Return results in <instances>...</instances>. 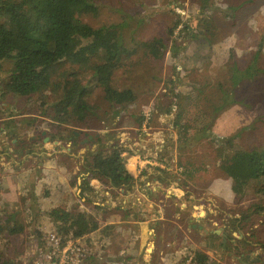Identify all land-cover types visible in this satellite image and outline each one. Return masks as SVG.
I'll use <instances>...</instances> for the list:
<instances>
[{"label": "rangeland", "instance_id": "374dc122", "mask_svg": "<svg viewBox=\"0 0 264 264\" xmlns=\"http://www.w3.org/2000/svg\"><path fill=\"white\" fill-rule=\"evenodd\" d=\"M80 19L93 27L119 26L130 55L123 56L120 66L114 70L112 86L117 89L131 88L135 100L116 115V110L103 99L102 90L94 86L90 73L80 72L77 81L91 88L87 101L96 105L95 118L84 124L57 123L51 119L49 107L56 99L53 93L32 96L8 93L2 97L4 104L0 103V112L5 116L12 115V118L0 122V128L7 127V122H10L15 131H35L37 135L47 131L62 138L59 145H66V138H70L73 131H87L92 135L97 132L106 141V146L115 140L122 142L131 153L124 152L122 156L126 168L135 174V187L125 189L122 186L114 191L89 171L80 169V161L88 170L90 168L79 157L100 147L96 136L88 148L79 145V140L72 141L71 155L58 153L57 146L52 148V155H57L50 157L46 164L37 158L38 163H35L32 156L27 158L25 167L33 163V166L38 165L37 171L27 179L32 180L31 188L27 187L21 193L17 191L21 196L17 195L14 199L15 208L9 209L17 212L16 215L12 212L13 215H0L5 230L14 222L24 226L21 234L0 236V255L5 264H19L35 238L55 230L45 214L52 207L85 211L98 219L102 228L96 231L95 236L88 233L81 236V240L90 253H94L90 264H107L110 260L107 255L111 252L109 249L108 254L105 251L110 244L105 242L106 232L112 233V240H118L121 228L117 231L116 226L121 224H105L103 219H114V212L122 217V210L117 204H127L126 201L123 204L122 200L128 196L130 218H139V208L145 205L147 209L157 210L156 215L152 210L147 211V219L153 216L156 219L171 217L170 220L177 224L178 236L174 239L179 244L177 250L181 253V261L191 252L185 244L192 241L194 248L210 251L212 258L208 264H264V184L251 181L243 193L235 194L231 178L219 167L215 143L217 138L232 137L234 144L244 149L264 145V0H96V10L81 14ZM187 24L198 25L199 37L206 38L209 44L203 43L204 40H199L197 44L195 40L185 38ZM158 38L163 39L167 47L162 56L155 58L149 54L146 43ZM234 66L260 70L253 77L241 80L234 88L237 103L225 104L224 93L232 89L230 70ZM2 67V76L5 77L10 63L4 62ZM59 68L64 73L71 69L66 65ZM212 108L218 110L217 115L210 118ZM146 113L149 119H146ZM209 118L211 121L205 135L201 128ZM187 136L193 138L186 147H182ZM6 140L10 138L0 136V164L8 161L9 152L3 146ZM27 149L30 155L36 148L32 145ZM137 155L148 158L149 162L139 168L138 162L133 159L134 167L130 170L128 160ZM23 157L26 158L25 155ZM12 159L16 163L19 161L17 167L24 166L25 161L21 158L18 160L13 156ZM187 162L192 164L188 179L181 175L182 165ZM22 168L13 169L12 181L16 182V186L26 178L25 173H31L28 169L22 173ZM80 171L88 174L94 182L93 188L97 191L103 188L109 193L97 198V193L87 191V196H83L81 191L78 192L79 185L76 183ZM71 175H76L73 184L70 183L73 179ZM152 178H156V192L158 187L160 192L143 199V180L151 181ZM29 191L35 195L34 198ZM169 194L177 196L176 201L165 197ZM180 204L183 206L180 207ZM165 223V229H171V222L166 220ZM187 224L193 227L202 225L207 232L195 227L191 233L186 230ZM145 225L150 226V222ZM220 227L227 231L224 249L219 247L220 235H215ZM183 231L189 233L187 237ZM135 232L140 231H134V237ZM229 239L236 240L239 245L244 243L246 249H251L250 252L243 246L237 252ZM119 242L118 246L114 245L115 249L123 247V241ZM195 254L188 258L193 259ZM191 261L188 264H197ZM174 264L180 262L175 261ZM182 264H186V260Z\"/></svg>", "mask_w": 264, "mask_h": 264}, {"label": "trees", "instance_id": "16d2710c", "mask_svg": "<svg viewBox=\"0 0 264 264\" xmlns=\"http://www.w3.org/2000/svg\"><path fill=\"white\" fill-rule=\"evenodd\" d=\"M95 10L96 0H0V99L8 93L18 96L53 93L56 99L49 104L51 119L57 123L84 124L97 115L96 105L87 101L90 86L77 81L78 73L88 72L95 82L94 86L102 90L103 99L116 110V115L132 103L135 94L131 88L117 89L112 86L114 70L120 66L123 56L130 55V51L124 45L118 25L93 27L80 19L81 14ZM197 28L196 24L185 25L188 32L185 38L195 40L197 44L199 40H204L203 43L208 45L206 38L199 37ZM146 47L150 55L159 58L167 45L163 39L158 38L148 41ZM4 62L10 63L5 77L2 76ZM65 65L71 68L68 73L60 71L59 67ZM259 70L256 67L253 70L232 67V89L224 93L225 104L237 103L234 99V88L241 80L253 77ZM43 104L46 105L45 102ZM217 110H210V118L217 115ZM210 121L211 119L201 128L205 135ZM13 129L11 127L12 136L16 134ZM21 136L24 137L25 133ZM52 136L62 139L59 135ZM76 138L73 131L71 139ZM95 138L100 147L87 151L82 157L90 167L87 172L111 190L131 186L135 177L126 168V161L122 156L124 152H129L126 144L115 140L106 146L101 134ZM192 138L193 136L185 137L182 147H186ZM215 143L219 167L231 178L235 194L243 193L251 181H261L264 184V145L244 149L236 146L232 137L217 138ZM22 150L24 153H21ZM18 153L22 154L19 158L26 155L24 144ZM191 165L189 162L182 165L181 175L187 179L191 177ZM133 167L134 163L130 161L128 168L132 170ZM75 177L76 175L71 177V184L75 183ZM85 185L83 188L82 184L79 186L83 196H87L89 190L96 193V189L89 182H85ZM29 195L33 198L35 196L31 191ZM12 213L16 215L17 212ZM45 214L52 221L55 231L64 237H81L97 230L100 225L96 217L76 209L53 207L47 209ZM126 215L123 212L122 218ZM23 229L22 223L14 222L5 230L0 222V236L21 234ZM244 245L237 244L236 249L239 250ZM243 249H249L247 252L251 250L245 247ZM193 260L197 264H207V258L201 253H196ZM0 264H5L2 255Z\"/></svg>", "mask_w": 264, "mask_h": 264}, {"label": "crops", "instance_id": "0c3cea01", "mask_svg": "<svg viewBox=\"0 0 264 264\" xmlns=\"http://www.w3.org/2000/svg\"><path fill=\"white\" fill-rule=\"evenodd\" d=\"M6 101V100H5ZM0 103L4 104V100L2 101V98L0 99ZM10 112V111H9ZM10 114V113H9ZM12 115H8L5 116V113L0 112V122H4L6 120L11 119ZM24 116V115H23ZM3 124V123H2ZM1 124V126H2ZM7 127H1L0 128V136L3 137L5 139L8 137H12L10 138V140H6L4 148H6V150L9 152L7 157H8V161L1 163L0 164V215L1 214H5L8 213L10 214L12 211L9 210L10 208H15L16 206V201L14 200L17 195L20 197L21 195L17 193V191H19L21 193L24 192L25 189L30 188L29 186L32 185L31 181L32 180H27L29 179V176H31V174H33V172L37 171L36 167H38V165H34L31 164L27 167H25V164H27L26 160L27 158H30L32 156L33 160L35 163L36 162V158L38 159V161H45V164L47 163L48 159H50V157L55 156L57 154L52 155V148L56 147L58 148V153H61L62 155H71L70 151H71V147L69 145V142H65L64 144L66 145H59V142H48V143H41V145H39V140H36L34 138V133L32 135V131H14L16 132V134L14 136H12V132L11 131V127L12 124L10 122H7ZM20 132V133H19ZM19 133V135L21 136L22 134L25 133L24 137H18L17 134ZM50 134V133H49ZM86 135H92L91 133H86ZM98 133H95V136L98 137ZM29 138H32V140H30V144L35 145V143H37L35 150H40L38 151H31L30 155H27V153H29V150H25V159L24 157L21 158V161H25L24 166H19L21 169V172L24 173L23 171L27 170L30 173V175H28L29 173H25L26 174V178H24L23 180H20V184L17 186L15 185L16 182L12 181L13 180V169H17V163L19 164V161L16 163L12 158L17 157L19 160V155H18V150L21 147V145H23L24 141L28 140ZM10 141V143H9ZM20 146V147H19ZM25 146V145H24ZM40 146V147H39ZM13 153V156H9L10 154ZM78 156H80V154H78ZM83 155H81L79 158H82ZM138 157V158H137ZM135 160V162H138V166L139 168H143V166H145V164L147 162H149L148 158L142 157L140 158L139 155L137 156H131V158H129V162L131 160ZM83 161H80L81 165H80V169H84L87 171V167L83 166L84 163H82ZM128 162V163H129ZM128 163H127V167H128ZM44 164V163H43ZM22 165V164H21ZM143 165V166H142ZM31 166H33L34 170L31 168ZM46 166V165H45ZM133 173V172H131ZM13 175V176H12ZM135 177V174H133ZM79 178L77 179V184L81 187L82 184V188L85 185V182H89L92 186H94V182L91 180V178L88 177V174L85 171H80L79 172ZM144 178V177H140ZM147 179V178H146ZM138 183L141 182V180H137ZM145 182L143 185V192L141 193L143 197V199H148L153 197V195H155L156 192V183L157 180L156 178H152L151 181L148 180H143ZM99 183V181H97ZM134 182H136V180H134ZM35 183V182H34ZM28 187V188H27ZM79 187L78 192L81 191V188ZM132 188L135 187V184L132 183L131 185ZM92 191V190H89ZM97 193V195L95 197L99 198L102 197L104 194H108V191H105L103 188L100 190H96L95 191ZM160 192V187L157 188V192ZM178 194H180L178 192ZM165 197H168L169 199L175 200V198L177 199L178 197L169 194L168 196L165 195ZM19 199V198H18ZM142 199V200H143ZM127 202V204L125 205H121L120 203H118L117 205L119 206V208L122 210V213L125 212L127 215L125 216V218H122L121 216H118L116 212H114L115 214L112 216H115V218L113 219H109L107 220L106 218H104V222L105 224H121L119 225V227L116 226L117 231L119 228H121V234L118 235L119 239H111L112 238V233L108 234L106 232V240L105 242H109L110 244L106 246V250L107 251L109 249V251L111 252V255L108 254L107 251V256H110V260L107 264H132V263H128L129 261H134V264H174L175 261L180 262V264L183 263V260H186V264H188V262H190V260L193 261L192 257H189L192 254L195 253H201L203 255H205V257L207 258V264L209 261H211V256H210V251L207 250V248L204 249H199V248H194L193 246H191V243L189 241H187V243L185 244V246L188 248L189 252L191 250V252L189 253V255H187V258H184L181 261V253L179 250H177V246L179 245L177 243V240L174 239L177 238L178 235H176V233H178V229H177V224H174V222H172L170 220L171 217L166 218L163 216L157 217L158 219H156V216H153L152 218L147 219V211L152 210L151 209H147L144 205V208L142 206H140L139 210H141V213L139 214V218H130L129 215V210H128V204L130 202V197H126V200H122V203L124 204V202ZM149 201V200H148ZM176 201V200H175ZM106 202H108V200H106ZM140 203H144L143 201H141ZM96 205L98 203H95ZM108 204V203H107ZM106 204V205H107ZM158 208L159 206L156 205ZM183 204H180V207H182ZM110 205L106 206V209L108 211ZM53 208V207H52ZM99 209V207H97ZM104 210V209H103ZM153 211V215H156L157 210H152ZM181 211V210H179ZM141 216V218H140ZM102 219V218H101ZM166 220L171 222V229L166 230L165 226L167 225ZM150 222V226H146V223ZM173 223V225H172ZM191 224H187V228L186 230L191 232L195 230V227H197L199 230H204V232H207L206 229H204V227L202 225H195L193 227V225ZM142 227V230H139V228ZM102 228V225H99V228L97 230H100ZM91 232L90 234L92 236H95L96 231ZM110 231V229H108ZM113 229H111L112 231ZM140 231L138 233H136V236L134 237L133 233L134 231ZM175 231V232H174ZM192 233V232H191ZM102 234V233H101ZM174 234V235H172ZM183 234L187 237L188 236V232L183 231ZM215 235H219L218 233H215ZM227 235V234H226ZM226 235H221L220 234V245L219 247L224 249L226 247ZM114 237V236H113ZM123 241L122 243V248H118L115 249L116 247L114 245H117L120 243L119 241ZM131 240V241H130ZM107 242V243H108ZM137 243L138 245L136 246V251L133 249L135 248V244ZM189 244V245H187ZM184 246V247H185ZM229 247V246H228ZM210 256V257H209ZM238 258V257H236ZM94 259V253H90L89 257L87 258V260L85 261L84 264H90L92 262V260ZM263 259V258H262ZM253 259H250V261H252ZM258 258L255 259V261L258 262ZM191 261V262H192ZM239 261V260H238ZM260 262H262L260 260ZM237 264V262H234ZM239 263H243V262H239ZM245 263V262H244Z\"/></svg>", "mask_w": 264, "mask_h": 264}, {"label": "built area", "instance_id": "2783aa9c", "mask_svg": "<svg viewBox=\"0 0 264 264\" xmlns=\"http://www.w3.org/2000/svg\"><path fill=\"white\" fill-rule=\"evenodd\" d=\"M145 116L149 119L148 113ZM81 239L64 237L55 230L46 231L32 241L19 264H84L90 251Z\"/></svg>", "mask_w": 264, "mask_h": 264}, {"label": "flooded vegetation", "instance_id": "af4514ba", "mask_svg": "<svg viewBox=\"0 0 264 264\" xmlns=\"http://www.w3.org/2000/svg\"><path fill=\"white\" fill-rule=\"evenodd\" d=\"M74 133H75V135L77 137L76 139L79 140V145L82 144L83 147L88 148V144L92 141L93 135H90V136L86 135V133L89 134V132H87V131H74ZM34 138L36 140H39V143H38L39 145H41V143H45V142L48 143V142H51V141H52V143L53 142H60L59 138H57L55 136L53 137L52 134H49L46 131H41L40 135L35 134ZM40 138H41V141H40ZM68 139L69 140H67V142H69V145H71L73 140H76V139H71V137L68 138ZM30 140H32V138H29L27 141H24V143H23L25 145V150L26 151L28 150L27 148L32 146V144H30ZM36 145H37V143H35V145H33V146L35 148H38V147H36ZM215 232L218 233L219 235L220 234L221 235H226L227 234V231L224 228H222V227H220L219 230H216ZM229 240L233 244V246L236 248V245H237L236 244V240H233V239H229ZM237 252H238V250H237ZM242 256H244V255H242Z\"/></svg>", "mask_w": 264, "mask_h": 264}, {"label": "water", "instance_id": "95a60500", "mask_svg": "<svg viewBox=\"0 0 264 264\" xmlns=\"http://www.w3.org/2000/svg\"><path fill=\"white\" fill-rule=\"evenodd\" d=\"M47 139V138H46Z\"/></svg>", "mask_w": 264, "mask_h": 264}]
</instances>
